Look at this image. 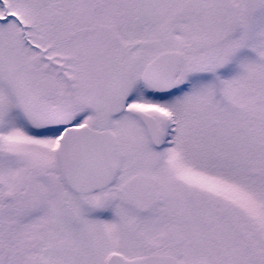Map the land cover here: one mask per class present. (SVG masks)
<instances>
[{
	"label": "snow or ice",
	"instance_id": "snow-or-ice-1",
	"mask_svg": "<svg viewBox=\"0 0 264 264\" xmlns=\"http://www.w3.org/2000/svg\"><path fill=\"white\" fill-rule=\"evenodd\" d=\"M0 264H264V0H0Z\"/></svg>",
	"mask_w": 264,
	"mask_h": 264
}]
</instances>
